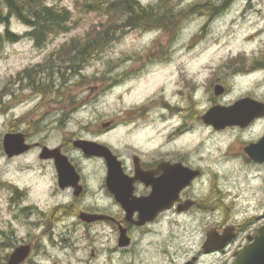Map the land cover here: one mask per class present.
I'll return each mask as SVG.
<instances>
[{
  "label": "rangeland",
  "instance_id": "obj_1",
  "mask_svg": "<svg viewBox=\"0 0 264 264\" xmlns=\"http://www.w3.org/2000/svg\"><path fill=\"white\" fill-rule=\"evenodd\" d=\"M48 4L74 14L69 33L49 39L43 48L26 38L0 43V244L33 242L31 264L93 261L90 247L86 248L89 243L75 233L66 242L58 236L57 243L38 237L43 223L40 211L53 202L47 197L53 190L51 168L39 158L40 150L60 143L62 126L69 134L90 139L102 124L114 121L115 130L103 141L122 149L175 139L179 148L192 152L195 166L212 175L205 181L212 182L213 191L218 187L241 195L242 205L264 201V168L246 163L243 152L264 135V120L220 131L201 120L210 108L229 107L243 98L264 103V0H231L214 18L190 10L204 4L219 6L222 0H170L169 5L185 15L181 22L182 16L177 17L170 33L124 29L117 41L89 61L83 78L74 76L60 87L57 82L54 90L63 95L57 93L54 100L53 95L30 93L28 80L16 75L43 63L72 37H84L107 17L88 12L78 0H48ZM8 27L18 36L28 30L14 19ZM4 31L0 26V34ZM224 85L228 92L216 97L214 88ZM16 132L32 148L20 157L7 158L3 137ZM84 171L93 180L101 168L89 163ZM12 186L24 193L21 199ZM25 206L35 209L26 215L21 212ZM11 250L6 245L0 248V260Z\"/></svg>",
  "mask_w": 264,
  "mask_h": 264
},
{
  "label": "flooded vegetation",
  "instance_id": "obj_2",
  "mask_svg": "<svg viewBox=\"0 0 264 264\" xmlns=\"http://www.w3.org/2000/svg\"><path fill=\"white\" fill-rule=\"evenodd\" d=\"M222 88L226 95L228 87ZM263 120L264 116L251 125ZM110 122L90 139L60 127L63 137L53 149L68 158L78 179L75 186L62 188L53 159L43 160L51 168L53 190L47 197L53 202L40 211L43 223L38 237L57 243L58 236L66 242L72 239V233L77 234L79 240L89 243L86 248L90 247L93 259L81 260V264H244L237 256L255 242L264 227V201L242 205L241 195L223 192L217 186L213 191L212 182L205 181L212 175L204 167L195 166L198 164L192 152L179 148L175 139L124 149L103 141L117 126ZM78 140L103 144L111 150L121 174L111 177L110 188L105 160L87 157L75 149L73 143ZM245 161L264 168V163H255L247 156ZM89 163L101 168L96 179L84 171V164ZM193 171H198V176L184 186ZM182 185L175 195L173 187ZM11 189L21 199L24 193L20 188ZM31 207L25 206L21 212L29 215L35 209ZM5 245L12 250L0 264H8L10 255L21 246H28L29 254L20 264L33 262V242L18 246L4 242L0 248Z\"/></svg>",
  "mask_w": 264,
  "mask_h": 264
},
{
  "label": "trees",
  "instance_id": "obj_3",
  "mask_svg": "<svg viewBox=\"0 0 264 264\" xmlns=\"http://www.w3.org/2000/svg\"><path fill=\"white\" fill-rule=\"evenodd\" d=\"M84 2L88 12L102 13L107 17L104 23L91 28L84 37H72L52 51L45 61L25 68L15 78H26L31 93L43 97L59 92L57 82L65 83L69 78L80 76L89 61L102 54L113 42L118 33L128 30L169 32L173 23L184 20L183 11L173 9L170 0H155L151 5H142L137 0H78ZM231 0H222L221 5L204 4L191 8V13H204L214 18L221 14ZM219 11V12H218ZM184 16V17H183ZM14 19L28 30L18 36L10 32L9 23ZM179 22V23H180ZM74 24V14L65 7L48 4V0H0V26L5 31L0 34V43H16L23 38L33 42L34 47L43 48L47 41L58 35L69 33ZM180 25L174 26V30ZM58 93V94H57ZM13 132V131H12Z\"/></svg>",
  "mask_w": 264,
  "mask_h": 264
},
{
  "label": "water",
  "instance_id": "obj_4",
  "mask_svg": "<svg viewBox=\"0 0 264 264\" xmlns=\"http://www.w3.org/2000/svg\"><path fill=\"white\" fill-rule=\"evenodd\" d=\"M223 91L224 90L221 86H216L214 88L215 96L222 95ZM263 116V103H259L250 98H244L230 107H212L202 116L201 119L204 124L212 126L214 130L219 131L226 127L246 128L252 121ZM110 124V122H107L103 124L102 127L106 128L110 126ZM2 145L7 158L19 156L30 149V146L25 144L24 137L20 133L6 134L3 137ZM73 146L75 149L81 150L87 157H100L105 160L108 167L106 184L107 187L110 188L111 177L118 178L121 174L118 166L115 165L117 160L111 153L110 149L105 145L87 140L75 141ZM244 151L253 162L259 164L264 163V136L257 143H252L246 146ZM39 158L41 160L53 159L59 183L62 188L75 186L77 184L78 176L74 167L69 163L66 156L59 153L58 149L43 147ZM197 175L198 171L190 173L184 186L189 183L190 179H193ZM182 187L183 185L180 186V188H177L176 186L173 187L175 195ZM156 193L155 190L154 194L156 195ZM150 213H152V211H150ZM28 254V246L18 247L10 255L8 264H20ZM237 258L243 260L245 262L244 264H264V227L259 231V237L255 238V242L245 248Z\"/></svg>",
  "mask_w": 264,
  "mask_h": 264
},
{
  "label": "bare ground",
  "instance_id": "obj_5",
  "mask_svg": "<svg viewBox=\"0 0 264 264\" xmlns=\"http://www.w3.org/2000/svg\"><path fill=\"white\" fill-rule=\"evenodd\" d=\"M257 35H259L258 33H257ZM254 36V35H253ZM251 37V36H250ZM225 155V154H224Z\"/></svg>",
  "mask_w": 264,
  "mask_h": 264
}]
</instances>
